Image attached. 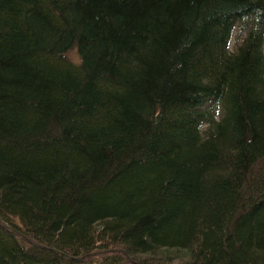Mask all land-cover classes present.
<instances>
[{"label": "trees", "instance_id": "obj_1", "mask_svg": "<svg viewBox=\"0 0 264 264\" xmlns=\"http://www.w3.org/2000/svg\"><path fill=\"white\" fill-rule=\"evenodd\" d=\"M0 264H264V0H0Z\"/></svg>", "mask_w": 264, "mask_h": 264}, {"label": "rangeland", "instance_id": "obj_2", "mask_svg": "<svg viewBox=\"0 0 264 264\" xmlns=\"http://www.w3.org/2000/svg\"><path fill=\"white\" fill-rule=\"evenodd\" d=\"M236 34H237V28L234 30L232 38L235 37Z\"/></svg>", "mask_w": 264, "mask_h": 264}]
</instances>
